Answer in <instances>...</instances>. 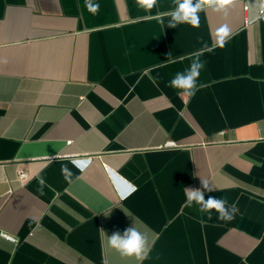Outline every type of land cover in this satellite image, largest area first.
<instances>
[{"label":"crops","instance_id":"1","mask_svg":"<svg viewBox=\"0 0 264 264\" xmlns=\"http://www.w3.org/2000/svg\"><path fill=\"white\" fill-rule=\"evenodd\" d=\"M251 2L172 28L173 0H92L97 13L0 0V264H141L108 243L133 225L149 238L142 264H264V19L250 22ZM197 54L203 87L188 97L169 81ZM185 189L239 211L209 219Z\"/></svg>","mask_w":264,"mask_h":264},{"label":"clouds","instance_id":"2","mask_svg":"<svg viewBox=\"0 0 264 264\" xmlns=\"http://www.w3.org/2000/svg\"><path fill=\"white\" fill-rule=\"evenodd\" d=\"M175 4L174 10L169 14L170 20L168 27L176 28L180 24H188L193 28L200 25L199 13L205 8H212L216 12H227L228 8L234 4V0H173ZM137 5L145 10L154 8L158 0H136ZM86 6L92 13L99 11L100 5L92 3V0H86ZM253 14L250 22L255 23L260 19H264V0H254L249 5ZM232 33L227 25H221L216 30V43L223 48L231 39ZM192 62L184 70L177 72L169 81V86L181 91L185 96L192 97L203 85L198 84L201 70L204 68V62L200 60L199 54L189 57ZM62 173H67L66 178H70L71 172L66 165L61 168ZM39 184L44 185L45 181L41 177ZM202 188L206 191H214L215 188L210 185L207 180L202 179ZM186 200L189 206L196 204L199 211L207 213L211 219L212 211L218 214L217 219L221 221H231L235 218L239 209L235 204L227 206L228 202L222 198L204 197V191L200 189H185ZM108 243L111 247L120 252L122 256L134 257L136 261L142 262L149 257L150 249L148 235L139 230L135 225L125 229L123 234L119 232L113 233L108 237Z\"/></svg>","mask_w":264,"mask_h":264},{"label":"built area","instance_id":"3","mask_svg":"<svg viewBox=\"0 0 264 264\" xmlns=\"http://www.w3.org/2000/svg\"><path fill=\"white\" fill-rule=\"evenodd\" d=\"M247 9V7H246ZM165 147H176L177 144L174 142V141H168L165 143L164 145ZM19 179L24 182L28 179V175L25 171H20L19 172ZM2 237L6 238L7 240L9 241H12V242H15L16 241V238L8 233H2Z\"/></svg>","mask_w":264,"mask_h":264}]
</instances>
